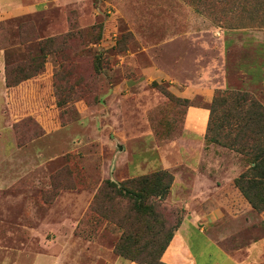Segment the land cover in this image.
<instances>
[{"label": "rangeland", "instance_id": "1", "mask_svg": "<svg viewBox=\"0 0 264 264\" xmlns=\"http://www.w3.org/2000/svg\"><path fill=\"white\" fill-rule=\"evenodd\" d=\"M64 2L0 20V264L140 260L195 210L230 257L194 232L199 264H264V209L234 185L249 159L185 129L190 106L225 92L264 106V0ZM19 34L55 42L39 73L7 86ZM158 169L173 182L154 220L117 187Z\"/></svg>", "mask_w": 264, "mask_h": 264}, {"label": "trees", "instance_id": "2", "mask_svg": "<svg viewBox=\"0 0 264 264\" xmlns=\"http://www.w3.org/2000/svg\"><path fill=\"white\" fill-rule=\"evenodd\" d=\"M70 35L71 33L68 32L63 35V38ZM37 38V36L29 37L19 34V44L24 45L20 51L25 52L18 60L12 61L17 63L12 64V55L6 53L7 86L16 85L43 69L46 47L54 44L55 37H41L35 45H27V42ZM225 93H227L225 97L222 94L217 95L210 103L204 140L232 149L249 159L250 165L247 171L234 179V185L252 208L263 210L264 106L247 92ZM58 103L64 102L58 100ZM172 182L173 175L168 170L158 169L152 173L128 179L117 187V191L134 200V207L139 215L155 220L157 218L155 200L166 197ZM146 199L148 203L144 202ZM180 223L181 218H177V221L169 227L170 231L162 244L157 249L145 251L147 257L138 260L136 256H131L130 260L138 264H168L161 260V256ZM134 241L137 243L136 240ZM117 251L119 254L123 253L119 247Z\"/></svg>", "mask_w": 264, "mask_h": 264}, {"label": "crops", "instance_id": "3", "mask_svg": "<svg viewBox=\"0 0 264 264\" xmlns=\"http://www.w3.org/2000/svg\"><path fill=\"white\" fill-rule=\"evenodd\" d=\"M64 0H0V20L8 16H15L24 12H30L32 10H39L42 7L48 6L50 3H54L56 6L63 4ZM66 2V1H65ZM64 2V3H65ZM3 68V51H0V70ZM3 74L0 72V91L4 88ZM209 111L206 107L190 106L187 110L185 119V129L189 134H195L198 140H195V145H198L204 140L203 133L205 132H194L192 128H197L196 124L200 125L199 129L206 128ZM192 127V128H191ZM191 188L194 186L189 185ZM182 191L183 187L178 186ZM177 201L184 202V199L178 198ZM190 219L181 221L180 225L175 230L170 243L164 250L161 260L168 264H199L197 257L194 252L197 248L194 241V234L202 235L203 239L200 241L202 246L214 245L216 247L217 254L222 261H230V257L212 241L210 234L205 233L203 227H199V223H196L197 217L200 215L195 211H191ZM194 212V213H193ZM36 264H51L52 256H39L36 258ZM119 264H138L136 262H119ZM214 264H217L215 262Z\"/></svg>", "mask_w": 264, "mask_h": 264}]
</instances>
